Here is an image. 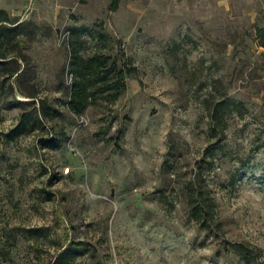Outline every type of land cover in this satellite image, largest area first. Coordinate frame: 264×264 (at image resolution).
<instances>
[{
  "label": "rangeland",
  "instance_id": "obj_1",
  "mask_svg": "<svg viewBox=\"0 0 264 264\" xmlns=\"http://www.w3.org/2000/svg\"><path fill=\"white\" fill-rule=\"evenodd\" d=\"M0 7L36 24L29 71L0 77V264H264V0ZM72 47L110 56L115 100L68 107Z\"/></svg>",
  "mask_w": 264,
  "mask_h": 264
},
{
  "label": "trees",
  "instance_id": "obj_2",
  "mask_svg": "<svg viewBox=\"0 0 264 264\" xmlns=\"http://www.w3.org/2000/svg\"><path fill=\"white\" fill-rule=\"evenodd\" d=\"M113 7L115 6L113 5ZM35 29V23L19 19L15 15H10L5 8L0 7V77L9 78L14 76L15 81L20 83L24 75L29 71L30 58L23 50V46L34 36ZM256 33L260 45L264 47V27L257 26ZM70 55L71 71H73L74 79L70 83V97L67 105L71 110L76 112L83 110L92 98H95L104 91L111 94V100H115L124 90V84L120 83L124 75L120 69L115 74V77L109 76L112 69L110 67L112 63L109 64V55L94 53L88 57H83L74 47L71 48ZM1 88L2 84H0ZM22 92L30 97L35 96V92L31 90H22ZM229 101V98L227 102L222 100L217 101L211 112V117L216 119L217 114L222 111L224 104H228ZM26 102L33 103L34 98L28 99ZM45 107V102L41 99L38 106H33L26 114L21 116L20 125L23 128H27L31 123V119H39V115H46V112H49V107L47 106V111ZM191 211L200 225H204L208 217L213 219L212 214L208 216L210 211L207 203L201 202L197 197L191 203ZM70 247L71 245L61 251L59 258ZM254 248L256 251L258 250L257 247ZM235 249L241 258H246L249 253L248 247L244 244H236Z\"/></svg>",
  "mask_w": 264,
  "mask_h": 264
},
{
  "label": "built area",
  "instance_id": "obj_3",
  "mask_svg": "<svg viewBox=\"0 0 264 264\" xmlns=\"http://www.w3.org/2000/svg\"><path fill=\"white\" fill-rule=\"evenodd\" d=\"M66 169H68V167H66Z\"/></svg>",
  "mask_w": 264,
  "mask_h": 264
}]
</instances>
